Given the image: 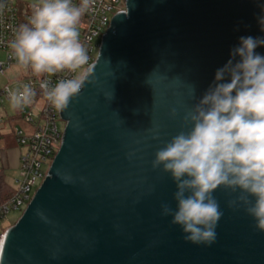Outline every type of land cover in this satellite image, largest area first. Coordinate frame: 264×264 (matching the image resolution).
I'll return each instance as SVG.
<instances>
[{
    "label": "water",
    "instance_id": "1",
    "mask_svg": "<svg viewBox=\"0 0 264 264\" xmlns=\"http://www.w3.org/2000/svg\"><path fill=\"white\" fill-rule=\"evenodd\" d=\"M262 16L264 0H126L102 37L94 82L60 112L62 144L5 231L0 264H264V232L228 206L235 194L213 193L217 239L192 244L161 215L162 204L176 207V185L152 168L181 130L188 85L201 98L240 37L264 38Z\"/></svg>",
    "mask_w": 264,
    "mask_h": 264
},
{
    "label": "clouds",
    "instance_id": "2",
    "mask_svg": "<svg viewBox=\"0 0 264 264\" xmlns=\"http://www.w3.org/2000/svg\"><path fill=\"white\" fill-rule=\"evenodd\" d=\"M92 2L38 0L28 22L15 29L8 43L17 65L37 77L72 74L54 86L48 80L39 85L57 111H65L85 84L94 82L96 64H89L78 30ZM259 23L264 31V16ZM259 46H264V38L240 37L239 46L198 100L188 85L190 103L181 130L157 149L152 160V168L170 174L176 185V207L162 204L161 215L172 217L186 242L215 243L223 212L213 193L221 187L235 194L228 206L242 208L264 232V55L256 53ZM35 95L29 84L8 91L14 109L30 105ZM153 138L159 139L158 132Z\"/></svg>",
    "mask_w": 264,
    "mask_h": 264
},
{
    "label": "built area",
    "instance_id": "3",
    "mask_svg": "<svg viewBox=\"0 0 264 264\" xmlns=\"http://www.w3.org/2000/svg\"><path fill=\"white\" fill-rule=\"evenodd\" d=\"M73 2L79 5L80 0H73ZM125 3L126 0H93L90 8L82 17L78 30L80 39L88 50L90 65L97 59L102 37L110 27L112 18L115 14L125 11ZM35 4H21L18 0H0V51L7 52L6 61H0V73H4L13 64L17 65L11 55L8 43L22 21L28 22ZM71 75V73L62 72L37 77L28 69L16 80L0 86V103L2 105L9 102L8 91L10 89L29 84L36 92L30 105L15 109L13 115L10 114V119L19 116L33 129L28 131L19 126L15 128L17 144L24 149L21 155L24 174L21 180H17L18 188L12 189L11 198L0 204L1 222H4L12 212H22L24 206L28 205L37 188L47 176L63 141L65 121L61 118V111H57L51 105L39 85L43 80H48L50 86H54L59 80L70 78ZM2 108L7 113L5 107L2 106ZM3 121L4 119L0 118V122ZM4 235L5 231L1 233V239Z\"/></svg>",
    "mask_w": 264,
    "mask_h": 264
},
{
    "label": "rangeland",
    "instance_id": "4",
    "mask_svg": "<svg viewBox=\"0 0 264 264\" xmlns=\"http://www.w3.org/2000/svg\"><path fill=\"white\" fill-rule=\"evenodd\" d=\"M19 3L31 4L37 3L38 0H18ZM26 10H28L26 8ZM7 52L0 51V61H6ZM27 70L22 67L13 64L7 69L4 73H0V86H4L14 80H16L21 75L25 74ZM2 106L5 107L7 113L3 111ZM15 109L11 106L10 102L5 104L0 103V118H3L4 121L0 122V170L4 175V190L6 189H17L19 182L23 178V169L21 162V155L24 149L17 144L15 137V128L19 126L28 131H31L33 127L25 122V120L19 116L10 119V114L13 115ZM26 206H24L23 211ZM22 212H12L9 217L3 222L0 221L1 226H12L20 218ZM7 228V229H8ZM0 231V239H1Z\"/></svg>",
    "mask_w": 264,
    "mask_h": 264
},
{
    "label": "trees",
    "instance_id": "5",
    "mask_svg": "<svg viewBox=\"0 0 264 264\" xmlns=\"http://www.w3.org/2000/svg\"><path fill=\"white\" fill-rule=\"evenodd\" d=\"M23 23H27V21L23 20L22 24ZM3 187H4L3 173L0 170V204L7 202L11 198V196L13 195L12 189L4 190ZM7 228H8V226H6V227L5 226H1L0 227V231H2V232L6 231Z\"/></svg>",
    "mask_w": 264,
    "mask_h": 264
},
{
    "label": "bare ground",
    "instance_id": "6",
    "mask_svg": "<svg viewBox=\"0 0 264 264\" xmlns=\"http://www.w3.org/2000/svg\"><path fill=\"white\" fill-rule=\"evenodd\" d=\"M2 242H3V238L0 240V251H1V245H2Z\"/></svg>",
    "mask_w": 264,
    "mask_h": 264
},
{
    "label": "crops",
    "instance_id": "7",
    "mask_svg": "<svg viewBox=\"0 0 264 264\" xmlns=\"http://www.w3.org/2000/svg\"><path fill=\"white\" fill-rule=\"evenodd\" d=\"M3 179H4V175H3Z\"/></svg>",
    "mask_w": 264,
    "mask_h": 264
}]
</instances>
